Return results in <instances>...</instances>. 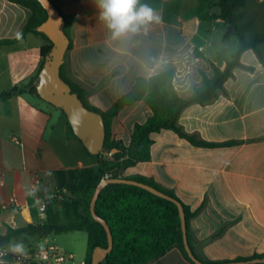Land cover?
<instances>
[{
    "label": "crops",
    "instance_id": "1",
    "mask_svg": "<svg viewBox=\"0 0 264 264\" xmlns=\"http://www.w3.org/2000/svg\"><path fill=\"white\" fill-rule=\"evenodd\" d=\"M51 1L70 23L63 76L103 113L128 94L138 78L169 68L175 69L178 93L190 97L201 87L203 75L213 76L212 65L223 67L239 44L227 36L222 21L202 20L204 14L220 13L216 0H139L137 9L147 5L159 20L116 37L100 19L99 0ZM28 17L26 9L0 0V41L16 39ZM243 23L247 36L264 33V0H249ZM40 44V37L28 35L19 49L0 52V94L37 73ZM241 64L215 101L192 105L179 119L188 135L231 144L196 147L162 130L152 136L151 159L121 174L153 181L195 213L187 225L189 244L198 258L210 263L264 254V49L260 54L247 50ZM36 98L24 94L0 102V236L8 227L32 224L34 213L39 220L37 199L58 188L70 195L67 184L74 174L96 165L70 136L61 111ZM151 115L143 101L125 107L112 121V138L129 146L135 125ZM28 188L35 189V196L26 195ZM12 199L14 205L9 204ZM52 236L24 234L10 243L24 241L30 253L35 247L28 237L39 239V249ZM149 264L192 263L174 247Z\"/></svg>",
    "mask_w": 264,
    "mask_h": 264
},
{
    "label": "trees",
    "instance_id": "2",
    "mask_svg": "<svg viewBox=\"0 0 264 264\" xmlns=\"http://www.w3.org/2000/svg\"><path fill=\"white\" fill-rule=\"evenodd\" d=\"M8 1L26 9L29 17L21 32L22 39L0 41V52L19 49L28 35H34L41 38L42 60L37 73L27 83L16 85L10 91L1 93L0 102L16 99L24 94L40 98L35 87V80L53 44L44 33L38 31V28L47 20L48 15L38 0ZM248 2L249 0H216L220 13L202 15V20L222 21L227 26V36L237 38L239 44L231 60L227 61L223 67L212 65L213 76L203 75L201 87L195 89L188 98L182 97L176 90L175 69L169 68L149 78H138L132 90L119 98L108 112L103 113L86 102L82 92L63 76L61 67V77L79 95L85 107L103 116L106 126L105 151L99 155L89 154L81 140L73 133L66 114L60 109L70 136L81 144L87 155L96 161V165L94 168H86L74 174L71 182L67 184L70 195L64 201H48L50 217L44 224L40 223L34 213L32 224L24 228L8 227L7 234L0 236V246H5L12 239L24 234L45 239L49 235L84 232L88 236L84 264H92L94 250L97 247L107 248L109 241L106 228L97 222L91 213V201L97 186L106 176H109V179L126 178L142 182L167 194L173 200L164 199L142 187L128 183L107 184L99 194L95 211L96 215L105 220L109 226L114 246L112 252L100 264H149L174 247L178 248L190 263L195 264L184 247L181 217L175 201L180 202L184 209L186 226L195 213H192L171 191L160 188L153 181L136 176L122 177L121 174L127 168L151 159V147L154 143L152 136L162 130H171L196 147L219 148L231 144L209 143L194 135H188L180 127L179 119L188 107L195 104H209L218 98L226 81L234 76V70L243 67L241 57L244 52L254 50L260 54L264 49V33L253 36H247L245 33L243 10ZM54 6L64 16L61 8L55 4ZM65 20L64 32L70 37V23L67 19ZM140 101L148 106L152 115L145 123L135 125L131 142L129 146H125L123 142L112 138V121L122 109ZM113 150L116 152L112 158H108L106 153ZM32 208L35 211L34 205ZM51 208L55 209L54 213ZM256 258H264V254L223 263L251 261Z\"/></svg>",
    "mask_w": 264,
    "mask_h": 264
},
{
    "label": "water",
    "instance_id": "3",
    "mask_svg": "<svg viewBox=\"0 0 264 264\" xmlns=\"http://www.w3.org/2000/svg\"><path fill=\"white\" fill-rule=\"evenodd\" d=\"M46 10L48 18L39 26L38 31L44 33L52 42L50 53L45 57L43 67L39 72L35 87L41 99L47 103L61 109L67 116L73 133L81 140L89 154L99 155L105 151L106 126L103 116L94 112L83 104L79 95L72 90L61 77V67L64 64L66 53L70 46V38L64 32L66 20L56 9L51 0H38ZM113 153L116 151L113 150ZM109 183H128L142 187L164 199L173 200L167 194L142 182L129 180L126 178L103 179L97 186L91 201V213L94 219L101 223L108 233V247H97L93 252L92 264H100L112 252L114 240L106 221L96 215L95 206L101 190ZM180 212L182 230L184 235V247L189 258L195 264H255L264 263V258H256L251 261H239L229 263H205L201 261L193 252L187 236L186 217L180 202L175 201Z\"/></svg>",
    "mask_w": 264,
    "mask_h": 264
},
{
    "label": "clouds",
    "instance_id": "4",
    "mask_svg": "<svg viewBox=\"0 0 264 264\" xmlns=\"http://www.w3.org/2000/svg\"><path fill=\"white\" fill-rule=\"evenodd\" d=\"M138 2L139 0H99V6L102 9L100 19L107 23L114 37L127 31L135 32L140 26L159 20L149 6L141 5L137 9ZM17 39H22L21 33H17ZM47 174L50 175V173ZM26 195L35 196V189H26ZM51 198V196L48 197V199ZM8 252L18 257H28L27 248L22 242L9 243L6 251L0 250V257ZM0 264H6V261L0 259Z\"/></svg>",
    "mask_w": 264,
    "mask_h": 264
},
{
    "label": "built area",
    "instance_id": "5",
    "mask_svg": "<svg viewBox=\"0 0 264 264\" xmlns=\"http://www.w3.org/2000/svg\"><path fill=\"white\" fill-rule=\"evenodd\" d=\"M113 154L112 151H108L106 156L112 158ZM106 178L109 179V176H106ZM68 195L69 192L66 188H58L45 197L37 199V213L41 224L47 221L48 201L62 202ZM49 196L52 198L48 199ZM15 203V199H12L9 204L14 205ZM3 206L6 208L7 205ZM0 250H4L3 246H0ZM0 259L5 260L6 264H76L72 254L63 251L57 244H52L51 242L44 243L33 255L28 254L27 258L18 257L8 252L5 256L0 257Z\"/></svg>",
    "mask_w": 264,
    "mask_h": 264
},
{
    "label": "rangeland",
    "instance_id": "6",
    "mask_svg": "<svg viewBox=\"0 0 264 264\" xmlns=\"http://www.w3.org/2000/svg\"><path fill=\"white\" fill-rule=\"evenodd\" d=\"M39 101H42L38 98H36ZM44 101V100H43ZM51 109H55L53 105L49 104ZM57 108V107H56ZM58 109V108H57ZM60 110V109H58ZM30 242L33 243L34 249L31 251L30 255H33L35 252H37V246L39 244V239L35 237H28ZM52 244H57L63 251L68 252L73 255L74 260L76 264L83 263L86 252H87V242H88V236L84 232H73L68 234H61V235H53L51 238ZM22 243L25 244L23 241Z\"/></svg>",
    "mask_w": 264,
    "mask_h": 264
}]
</instances>
